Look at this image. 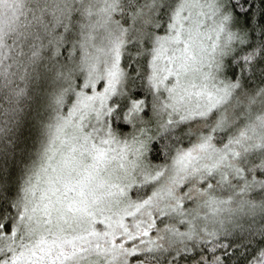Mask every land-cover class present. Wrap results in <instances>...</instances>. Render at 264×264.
Returning a JSON list of instances; mask_svg holds the SVG:
<instances>
[{
	"label": "snow or ice",
	"instance_id": "snow-or-ice-1",
	"mask_svg": "<svg viewBox=\"0 0 264 264\" xmlns=\"http://www.w3.org/2000/svg\"><path fill=\"white\" fill-rule=\"evenodd\" d=\"M0 264H264V0H0Z\"/></svg>",
	"mask_w": 264,
	"mask_h": 264
}]
</instances>
